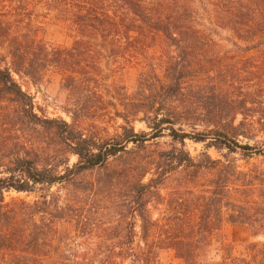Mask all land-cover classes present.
Returning a JSON list of instances; mask_svg holds the SVG:
<instances>
[{
	"label": "trees",
	"instance_id": "1",
	"mask_svg": "<svg viewBox=\"0 0 264 264\" xmlns=\"http://www.w3.org/2000/svg\"><path fill=\"white\" fill-rule=\"evenodd\" d=\"M41 2L70 23L75 39L70 46H53L19 29L23 14L17 24L9 20V27L0 20V39L11 57V66L0 64V85L18 102L19 119L55 129L63 153L78 159L70 165L65 156L59 171L60 164L49 163L57 156L42 162L21 152L0 156V169L6 166L0 175V264H156L165 248L185 264H201L225 222L247 224L255 235L264 232V205L238 198L253 194L258 185L264 196V170L256 177L208 154L207 160H195L183 147L192 139L245 156L264 152L238 140L264 135V87L248 90L240 100L233 90L208 87L227 79L211 72H264V0ZM200 10L211 24L233 33L236 52H222ZM160 40L162 50L152 53ZM111 57L141 73L136 92L123 88L122 110L114 103L123 132L100 142L77 123L105 116L106 104L86 108L85 99L100 98L94 83ZM12 72L36 80L60 74L77 101L68 109L72 121L40 116ZM136 120L150 130L136 131ZM200 121L207 129L196 130ZM166 131L183 146L155 152L148 160L138 155L147 141ZM174 173L175 183L168 186ZM5 190L39 195L33 201H6ZM73 234L97 237L92 255L74 250Z\"/></svg>",
	"mask_w": 264,
	"mask_h": 264
},
{
	"label": "rangeland",
	"instance_id": "2",
	"mask_svg": "<svg viewBox=\"0 0 264 264\" xmlns=\"http://www.w3.org/2000/svg\"><path fill=\"white\" fill-rule=\"evenodd\" d=\"M0 0V20L3 25L10 26L9 20H14L15 24L20 20V14H23L25 22L21 26L19 21V29L29 31L33 37L47 42L50 45H64L70 46L76 36V31L68 21H64L59 17H55V13L50 12L41 2V0ZM200 5L197 1V5ZM200 10V20L203 24L207 25L210 30L212 29L214 37L219 44L222 52H236V46L233 44V33L228 29H221L207 21ZM13 12V15L11 13ZM17 16V17H16ZM15 18V19H14ZM164 42L160 40L159 44L151 52L162 50ZM245 46L246 43H241ZM111 48L110 46L107 49ZM7 42H2L0 39V64L11 66V57L8 54ZM108 58V57H106ZM104 59V64L107 59ZM104 69L103 72H97L99 78L95 80L94 87L98 89L100 98L94 96L86 98V108L96 104H106L108 106L105 116H99L93 120L91 118H82L77 125L89 135H92L96 140L103 142L107 139H113L117 134L123 132L124 120L122 117L116 115L115 104L118 103L119 110L122 106L119 105L120 100L124 99V87L129 93L136 92L138 87V80L140 77V70L136 67H124L123 59H112ZM157 76L162 77L163 72H155ZM14 78L22 85L31 96L34 109L40 116H47L49 118L65 119L69 122L72 121L71 114L68 113L70 107H74L77 102L75 95L72 94L64 85L62 76L57 73H47V75L40 80L33 79L30 76H19L17 73L12 72ZM212 75L221 74L226 77L223 81L217 79L214 84H209L208 87H219L223 89H230L235 91V96L239 100L242 95L248 90L254 91L261 85L264 87V79L262 82L258 76H264V72H211ZM209 82L212 80L208 79ZM219 83V84H218ZM97 99V100H95ZM100 100V102H99ZM103 100V101H101ZM20 110L18 102L14 96L3 91L0 85V156L4 154L22 153L23 155H30L39 162L44 161L49 155L57 156L55 160L49 161L51 164H60L59 171H63L65 164V156L69 159V164L72 165L77 161V156L72 153H63L66 151L65 146L60 143V138L53 128H46L42 125H36L23 121L17 116ZM240 115L238 116V119ZM236 120V123L238 121ZM136 131L150 130L144 121L136 120L132 123ZM211 128L215 123H208ZM195 127L196 130L207 129L206 122H199ZM187 131L194 130L189 124L184 127ZM240 143H250L256 145L258 150L264 148V135L258 136L256 139H249L244 136L238 138ZM209 141H194L186 139L184 146L180 143H174L168 131L165 135L156 140L147 141L145 147L140 148L139 156L143 159L150 158L155 152L161 150H169L176 145L177 147H184L187 149L195 160H207L206 154L210 155L213 159L229 160L239 167L240 170L251 172L254 176H262L264 170V152L253 156H245L241 151L230 152L228 148H216L209 145ZM134 145H129L132 148ZM137 155V156H138ZM128 160L130 158L128 157ZM125 161V159H124ZM6 166L3 165L0 169L1 174L5 175L3 171ZM181 168L179 169L180 172ZM153 173H149L144 181L149 180ZM178 174V173H177ZM176 173L170 175L167 180V185L171 186V182L175 183ZM261 186L258 185L257 190L253 194L241 195L238 198L242 200H249L252 205L256 203L264 205V196L260 191ZM57 186H53L51 190H57ZM167 190V189H165ZM165 192V191H164ZM6 201L13 199H25L33 201L36 199L38 193L18 192L16 190L4 191ZM244 202V201H243ZM255 210L259 208L255 207ZM158 211L155 210V216ZM74 242V250L78 248V253H88L92 255L97 242V237L94 236H78L73 234L71 236ZM139 238L136 237L134 245L137 246ZM227 248V249H225ZM231 253V255H230ZM230 256V257H229ZM224 257H228L225 260ZM264 258V232L254 234L252 228L247 224L225 222L218 238L214 241L201 264H244V261H251L255 259L257 264ZM156 264H185L182 259L176 257L172 249L165 248L159 252L158 261Z\"/></svg>",
	"mask_w": 264,
	"mask_h": 264
}]
</instances>
